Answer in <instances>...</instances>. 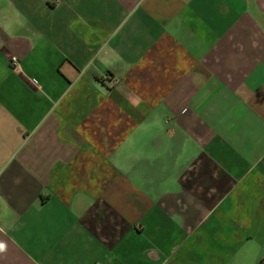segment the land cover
Masks as SVG:
<instances>
[{
	"label": "crops",
	"instance_id": "1",
	"mask_svg": "<svg viewBox=\"0 0 264 264\" xmlns=\"http://www.w3.org/2000/svg\"><path fill=\"white\" fill-rule=\"evenodd\" d=\"M0 264H264V0H0Z\"/></svg>",
	"mask_w": 264,
	"mask_h": 264
},
{
	"label": "built area",
	"instance_id": "2",
	"mask_svg": "<svg viewBox=\"0 0 264 264\" xmlns=\"http://www.w3.org/2000/svg\"><path fill=\"white\" fill-rule=\"evenodd\" d=\"M11 64H12V66L14 67V69H15L16 71H18V72L21 71V69H20V65H19V62H18V60H17L15 57H12V58H11ZM32 83L36 86V88H38V89H42L41 84H40L37 80L33 79V80H32Z\"/></svg>",
	"mask_w": 264,
	"mask_h": 264
}]
</instances>
